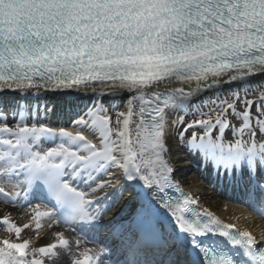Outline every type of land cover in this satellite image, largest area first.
Returning <instances> with one entry per match:
<instances>
[{"label": "snow or ice", "instance_id": "6c2138e0", "mask_svg": "<svg viewBox=\"0 0 264 264\" xmlns=\"http://www.w3.org/2000/svg\"><path fill=\"white\" fill-rule=\"evenodd\" d=\"M175 148L264 218V0H0V203L29 213L0 217V264H106V247L67 233L99 227L127 193L160 229L156 264H264V231L201 209L174 177Z\"/></svg>", "mask_w": 264, "mask_h": 264}, {"label": "bare ground", "instance_id": "6f19581e", "mask_svg": "<svg viewBox=\"0 0 264 264\" xmlns=\"http://www.w3.org/2000/svg\"><path fill=\"white\" fill-rule=\"evenodd\" d=\"M259 79L257 78V83H259ZM229 90V89H225ZM127 95V94H126ZM83 99L90 97H82ZM91 99V98H90ZM115 99L116 104L122 108V111L125 109L124 98H110L105 97L102 100L105 102V105H110V101ZM188 150H182L181 148H175L173 151L172 161L175 165V172L177 176L182 177L183 181H185L190 189H193L196 194L195 196L202 201L204 204L203 209H208L213 212L222 220H225L227 223H238V226L242 228H246L247 230L253 232L260 237V233L264 231V222L257 219L249 211L246 209L231 205L225 200L221 198V196L217 195V193H213L210 188H208L203 179L199 174L195 173L193 170L194 161L190 162L188 159H184ZM141 207V206H140ZM142 208H136L135 206L129 209L130 215L129 218L136 214L137 211H141ZM5 213H11L14 221L18 225H23L24 223L29 221V213L25 211H21L15 208L4 206L0 203V217H2ZM237 218L239 220L237 221ZM59 231L58 229L48 230L45 229L43 233H41V237L39 240L35 241V246L45 245L53 239L51 236V232ZM33 228L26 229L25 233H22V236L27 237L34 235ZM7 238L6 236L0 235V240ZM15 239V237L13 238Z\"/></svg>", "mask_w": 264, "mask_h": 264}, {"label": "rangeland", "instance_id": "374dc122", "mask_svg": "<svg viewBox=\"0 0 264 264\" xmlns=\"http://www.w3.org/2000/svg\"><path fill=\"white\" fill-rule=\"evenodd\" d=\"M226 135H228L229 139H234L230 134H226Z\"/></svg>", "mask_w": 264, "mask_h": 264}]
</instances>
